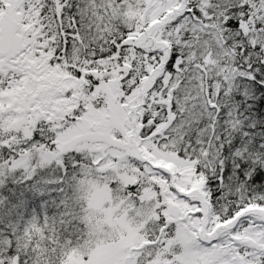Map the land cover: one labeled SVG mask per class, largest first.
<instances>
[{
    "label": "snow or ice",
    "instance_id": "snow-or-ice-1",
    "mask_svg": "<svg viewBox=\"0 0 264 264\" xmlns=\"http://www.w3.org/2000/svg\"><path fill=\"white\" fill-rule=\"evenodd\" d=\"M0 264H264V0H0Z\"/></svg>",
    "mask_w": 264,
    "mask_h": 264
}]
</instances>
